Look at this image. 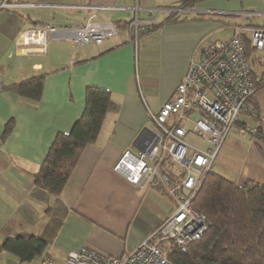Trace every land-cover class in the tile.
<instances>
[{
	"label": "crops",
	"instance_id": "1",
	"mask_svg": "<svg viewBox=\"0 0 264 264\" xmlns=\"http://www.w3.org/2000/svg\"><path fill=\"white\" fill-rule=\"evenodd\" d=\"M6 1L51 7L0 10V75L8 84L0 93V264H41L45 258L64 264L67 254L83 245L119 258L150 235L175 207L158 186L162 187L160 179L131 186L113 171L125 151L135 152L142 131L153 127L148 117L146 121L140 90L149 93L157 85V104H151L157 113L173 98L189 63L198 59L202 41L224 42L236 30L264 28V0ZM181 3L183 8H178ZM119 6L125 10L95 9ZM169 13L184 21L149 31L136 45L129 24L124 28L136 16L138 24L150 25ZM91 17L114 28L120 25L117 35L99 47L90 44L76 50L68 39L47 36L44 52L37 55L40 46L31 34L35 29L47 25L70 29ZM244 43L249 44L248 36ZM248 49L250 69L259 80L264 55ZM27 50L37 56L25 57ZM162 71L168 86L154 80ZM33 78L44 79L38 101L9 90ZM89 87L107 91L114 109L105 115L96 140L84 149L60 195H50L36 185L34 176L56 136L68 134L80 118ZM130 99H140L141 105L132 106ZM248 108L213 165V173L237 186L247 180L264 184V85ZM254 127L257 135L249 133ZM30 237L46 245L30 260L1 249L5 240Z\"/></svg>",
	"mask_w": 264,
	"mask_h": 264
},
{
	"label": "built area",
	"instance_id": "2",
	"mask_svg": "<svg viewBox=\"0 0 264 264\" xmlns=\"http://www.w3.org/2000/svg\"><path fill=\"white\" fill-rule=\"evenodd\" d=\"M23 7L51 6L6 0L0 3V10ZM95 9L125 10L122 6ZM132 25L131 41L136 45L147 29L139 26L136 18ZM115 29L91 17L74 28L47 25L31 34L40 46L39 55L44 52L47 36L68 39L76 50L90 44L99 47L117 35ZM244 35L248 36L251 49L264 55V28L236 30L224 42L202 41L198 59L189 63L173 98L164 102L157 113L149 111L153 127H146L136 141L135 152L125 151L113 167L131 186L160 179L164 194L175 204L174 210L134 249L119 258L83 245L78 251L69 252L64 264H172L165 246L184 249L202 237L207 222L192 208L191 201L205 176L212 172L225 139L239 116L248 111V100L255 93ZM33 55V51L25 52V57ZM7 85L0 75V93ZM249 133L257 135L258 128L249 129ZM187 137L202 139L203 143H190ZM41 264L53 263L45 258Z\"/></svg>",
	"mask_w": 264,
	"mask_h": 264
},
{
	"label": "trees",
	"instance_id": "3",
	"mask_svg": "<svg viewBox=\"0 0 264 264\" xmlns=\"http://www.w3.org/2000/svg\"><path fill=\"white\" fill-rule=\"evenodd\" d=\"M183 6L181 3L178 8ZM133 21L127 22L124 28L129 24L133 30ZM182 21L177 14L169 13L160 22L138 25L145 26L148 33L162 25ZM119 27L115 26L117 31ZM249 47L246 43V54L250 52ZM251 75L256 92L264 85V69L259 80L252 72ZM43 86V78H33L9 90L36 102L41 98ZM253 99L254 95L248 100L249 106ZM112 109L114 105L107 91L87 88L80 118L68 134L56 136L34 176L36 185L50 195H60L84 149L96 140L105 115ZM9 129L7 127V132ZM191 206L205 217L207 228L199 240L184 249L165 246L172 264H264V184L247 180L237 186L212 171L205 176ZM45 247V243L35 237L8 239L1 245L2 250L17 254L21 260H30Z\"/></svg>",
	"mask_w": 264,
	"mask_h": 264
},
{
	"label": "rangeland",
	"instance_id": "4",
	"mask_svg": "<svg viewBox=\"0 0 264 264\" xmlns=\"http://www.w3.org/2000/svg\"><path fill=\"white\" fill-rule=\"evenodd\" d=\"M142 36V35H141ZM140 36V37H141ZM139 37V38H140ZM135 64H136V66H135V70L137 71V69H138V67L140 66V56H139V51H136L135 52ZM165 78H166V75H165V72L164 71H162V72H160V73H158V74H156V76L154 77V80H156V82L158 81L161 85H164V81H165ZM171 76L169 75L168 76V80L170 81L171 80ZM164 86H168V85H164ZM152 88H151V92H149V93H147V90H145V88H143L142 87V90H140V99H141V101H142V103L144 104V107H145V117H146V121H147V117H148V120H149V111H151L152 113H156V112H154V111H152V106H151V104H153V105H156L157 104V96H158V87H157V85L156 84H154L153 86H151ZM150 97V98H149ZM140 99H130L128 102H129V104H131L132 106H135V105H137V104H140L141 105V101H140ZM147 105L149 106V108L150 109H148L149 111H147V109H146V107H147ZM131 107V106H130ZM129 107V108H130ZM128 108V109H129ZM127 110V109H126ZM193 119H196V116H193L192 117ZM150 121V120H149ZM147 126V125H146ZM145 126V127H146ZM144 127V128H145ZM186 140L188 141V142H190V143H193V144H200V143H203V140L202 139H199V138H195V137H187L186 138ZM223 146V145H222ZM222 148V147H221ZM220 151H222V150H220ZM220 153V155L219 156H217V160L221 157V152H219ZM212 171H213V168H212ZM160 188H161V190H162V193H163V195H165L164 194V191H163V188L160 186V185H158ZM151 190H154V189H151ZM157 190L158 191H160V189L159 188H157ZM166 196V195H165Z\"/></svg>",
	"mask_w": 264,
	"mask_h": 264
},
{
	"label": "clouds",
	"instance_id": "5",
	"mask_svg": "<svg viewBox=\"0 0 264 264\" xmlns=\"http://www.w3.org/2000/svg\"><path fill=\"white\" fill-rule=\"evenodd\" d=\"M252 72V71H251ZM255 94V93H254Z\"/></svg>",
	"mask_w": 264,
	"mask_h": 264
}]
</instances>
